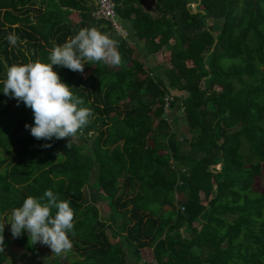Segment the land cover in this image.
I'll return each instance as SVG.
<instances>
[{
    "label": "trees",
    "instance_id": "obj_1",
    "mask_svg": "<svg viewBox=\"0 0 264 264\" xmlns=\"http://www.w3.org/2000/svg\"><path fill=\"white\" fill-rule=\"evenodd\" d=\"M113 1L128 38L93 16L95 0H0V264L10 245L39 250L7 223L46 190L74 210L72 248L54 264H264V192L255 190L264 179V0H200L197 13L199 0H153V11L147 0ZM90 27L118 41L121 64H85V76L53 65L92 110L78 132L90 147L37 140L25 128L32 110L2 92L7 69L50 63L54 46ZM158 53L168 55L167 80L146 65ZM182 116L190 137L178 135ZM146 249L151 263H142Z\"/></svg>",
    "mask_w": 264,
    "mask_h": 264
},
{
    "label": "clouds",
    "instance_id": "obj_2",
    "mask_svg": "<svg viewBox=\"0 0 264 264\" xmlns=\"http://www.w3.org/2000/svg\"><path fill=\"white\" fill-rule=\"evenodd\" d=\"M10 46H15L19 37L13 32L6 37ZM118 41L102 34L95 27L81 28L78 34L69 36L63 45L54 46L50 51V63L40 61L25 65H12L7 69L6 79L2 82L5 96L17 100L32 110L34 126L25 125L37 140L51 141L71 138L81 132L93 115L92 110L79 107L84 100L75 96L68 85L61 82L53 65L65 67L73 72L84 73L85 64L103 62L119 66L122 62L117 50ZM51 144L42 145L43 148ZM58 157L60 154H57ZM55 210V211H53ZM74 210L70 200H60L52 190L43 196L27 197L21 207L11 212V234L13 239L20 238L24 232L29 235V243L48 246L52 253L61 255L72 248L69 233L75 235ZM6 224L0 225V253L5 252L3 231Z\"/></svg>",
    "mask_w": 264,
    "mask_h": 264
},
{
    "label": "rangeland",
    "instance_id": "obj_3",
    "mask_svg": "<svg viewBox=\"0 0 264 264\" xmlns=\"http://www.w3.org/2000/svg\"><path fill=\"white\" fill-rule=\"evenodd\" d=\"M154 1L153 0H147L144 5H145V9L148 11H153L154 10ZM96 5V2L94 3ZM196 4H193L192 7H194ZM79 21V16H78V12L74 11L73 14L70 16V22L71 23H76ZM122 23V22H121ZM125 24V22H124ZM123 25V24H122ZM191 36H194L193 33H190ZM129 35V34H128ZM200 41H203V38H200ZM130 45H133L132 42H130ZM154 58H148L146 61V65L151 68V69H155V72L165 78L167 80L166 77V69H168L170 67V63L168 60V55L167 53L162 55V54H157V56L155 57V61H157L158 63H151L153 62ZM86 73L81 74L82 76H85ZM185 94L186 96L188 95L187 93H182ZM10 119H14V116H11ZM169 122H171V120L169 119ZM1 125V124H0ZM187 123L186 120L182 118L180 119L179 122V126L178 128V135L180 137H190L187 134V127H186ZM30 130V129H29ZM29 130L25 131V132H21V133H15V136L19 139H23L26 137V135L28 134ZM70 138H65V139H61L64 141H69ZM72 142H75L77 144H85L88 146V148L90 147L91 144V140H87L86 138H84L83 136L77 134L75 137L71 138ZM87 152V149H86ZM158 153H161V151L159 150ZM4 157V155L0 152V159H2ZM7 165L0 167V173L3 172L4 168ZM217 169L219 170L220 167L219 165L217 166ZM96 175H97V170L94 169L93 174H92V183H94L96 181ZM255 190L259 191V192H264V179L262 178H258L256 180L255 183ZM91 190L87 187L86 188V192L89 193ZM182 200L181 196H178V202L180 203V201ZM98 206L101 210V214L102 217L104 219H107L109 217V210L107 208L106 203L104 202H99ZM65 253H62V255ZM7 255L9 257V262L6 264H11L12 260H17L19 262H21L22 264H54V259L56 258V255L53 254L51 252V249L46 246V245H42L40 244L39 246V250L34 252V253H27L25 251H23L22 249L16 247L15 245H10L7 247ZM142 263L143 262H147V263H151L154 261L153 258V253L151 249H146L142 252ZM62 263L65 264L64 260H62Z\"/></svg>",
    "mask_w": 264,
    "mask_h": 264
},
{
    "label": "built area",
    "instance_id": "obj_4",
    "mask_svg": "<svg viewBox=\"0 0 264 264\" xmlns=\"http://www.w3.org/2000/svg\"><path fill=\"white\" fill-rule=\"evenodd\" d=\"M97 5V10L94 12L93 16L97 19H102L108 21L113 30L123 38H128V31L123 27L118 14L115 9V4L113 0H95ZM165 112L169 114V102L166 99Z\"/></svg>",
    "mask_w": 264,
    "mask_h": 264
},
{
    "label": "water",
    "instance_id": "obj_5",
    "mask_svg": "<svg viewBox=\"0 0 264 264\" xmlns=\"http://www.w3.org/2000/svg\"><path fill=\"white\" fill-rule=\"evenodd\" d=\"M199 4H200V0H199V2L193 7L195 13L198 12V11H197V7L199 6ZM222 166H223V163H220V165H219L220 169H219V170L222 169ZM216 187H217V185L215 184V188H216ZM202 227H203V226H200V229H202Z\"/></svg>",
    "mask_w": 264,
    "mask_h": 264
},
{
    "label": "crops",
    "instance_id": "obj_6",
    "mask_svg": "<svg viewBox=\"0 0 264 264\" xmlns=\"http://www.w3.org/2000/svg\"><path fill=\"white\" fill-rule=\"evenodd\" d=\"M133 42H134V41H133ZM140 47L143 48V49L145 48L143 44H141ZM156 56H157V55H151V56L148 57L149 59H150V58H154L153 62H151V63H158L157 61H155V57H156Z\"/></svg>",
    "mask_w": 264,
    "mask_h": 264
}]
</instances>
